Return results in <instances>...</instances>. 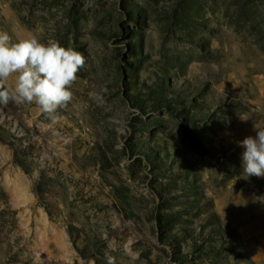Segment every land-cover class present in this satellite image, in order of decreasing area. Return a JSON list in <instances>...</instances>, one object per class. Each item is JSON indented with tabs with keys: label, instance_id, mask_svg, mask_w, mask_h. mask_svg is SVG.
I'll return each mask as SVG.
<instances>
[{
	"label": "rangeland",
	"instance_id": "1",
	"mask_svg": "<svg viewBox=\"0 0 264 264\" xmlns=\"http://www.w3.org/2000/svg\"><path fill=\"white\" fill-rule=\"evenodd\" d=\"M0 32L86 58L55 121L0 104V264H264L238 144L264 129V0H0Z\"/></svg>",
	"mask_w": 264,
	"mask_h": 264
},
{
	"label": "clouds",
	"instance_id": "2",
	"mask_svg": "<svg viewBox=\"0 0 264 264\" xmlns=\"http://www.w3.org/2000/svg\"><path fill=\"white\" fill-rule=\"evenodd\" d=\"M86 58L73 48L57 41L41 42L29 37L13 42L7 32H0V104L35 103L53 121L57 110L73 99L71 86L77 80ZM15 77L14 86H7ZM244 149L242 171L247 178H264V129L256 136L238 141Z\"/></svg>",
	"mask_w": 264,
	"mask_h": 264
}]
</instances>
